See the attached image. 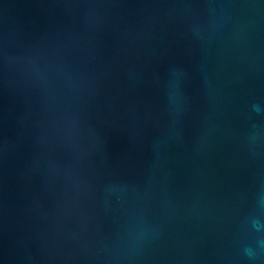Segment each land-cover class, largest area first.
Segmentation results:
<instances>
[{"label": "water", "instance_id": "obj_1", "mask_svg": "<svg viewBox=\"0 0 264 264\" xmlns=\"http://www.w3.org/2000/svg\"><path fill=\"white\" fill-rule=\"evenodd\" d=\"M0 264H264V0H0Z\"/></svg>", "mask_w": 264, "mask_h": 264}]
</instances>
